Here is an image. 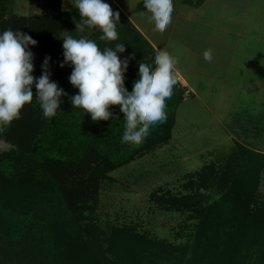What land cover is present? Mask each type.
<instances>
[{"label": "trees", "instance_id": "obj_1", "mask_svg": "<svg viewBox=\"0 0 264 264\" xmlns=\"http://www.w3.org/2000/svg\"><path fill=\"white\" fill-rule=\"evenodd\" d=\"M182 1L198 7L205 0ZM11 2L0 0V31L12 28L31 35L38 42L31 47L33 75H41L42 62L50 56L51 79L67 95L60 112L46 118L33 85L32 103L0 130V139L10 145L0 154V264H264V203L258 199L264 153L240 144L221 170L211 163L189 174L187 192L155 194L162 210L186 214L191 221L184 228L188 243L171 244L135 228L97 224L92 214L102 183L117 168L170 140L181 95L174 86L166 100V121L154 125L143 142L122 141L118 105L110 106L109 120L93 122L71 104L78 89L69 81L72 67H60L64 31L96 40L101 48L126 44L118 55L128 57V87L138 71L136 61L153 60L148 40L114 3L111 8L120 13L118 40L101 41L96 28H90L89 37L76 34L81 23L77 8L25 17L11 12ZM149 9L144 0L139 4L138 11Z\"/></svg>", "mask_w": 264, "mask_h": 264}, {"label": "rangeland", "instance_id": "obj_2", "mask_svg": "<svg viewBox=\"0 0 264 264\" xmlns=\"http://www.w3.org/2000/svg\"><path fill=\"white\" fill-rule=\"evenodd\" d=\"M142 1L105 0L114 2L154 50L165 48L175 58L181 99L170 140L113 171L92 216L102 228H135L181 245L189 242L184 228L191 221L162 210L155 194L187 192L189 174L211 163L221 170L238 144L264 153V0H205L198 7L174 0L166 30L154 26L150 9L138 11ZM10 7L25 17L76 8L75 0H12ZM75 32L89 37L91 29ZM207 49L213 50L210 62L203 59ZM9 148L0 139V154ZM258 199L264 203V170Z\"/></svg>", "mask_w": 264, "mask_h": 264}, {"label": "clouds", "instance_id": "obj_3", "mask_svg": "<svg viewBox=\"0 0 264 264\" xmlns=\"http://www.w3.org/2000/svg\"><path fill=\"white\" fill-rule=\"evenodd\" d=\"M150 8L154 26L166 30L172 23L174 0H144ZM81 19L77 28L88 26L102 34L101 41L118 40L117 22L119 11L114 12L105 0H75ZM37 41L28 33L8 28L0 31V130L18 119L22 109L33 101V85L36 100L46 118L57 115L67 93L51 79V57L46 56L41 65V75H33L34 53L31 47ZM124 43L115 47L101 48L96 40L67 35L62 39L64 60L60 67H72L69 81L78 89L70 98L74 109L80 108L90 114L93 122L109 120L113 113L110 106L118 105L123 111V128L120 139L143 142L154 125L167 119L166 100L173 95L177 84L176 60L165 48H156L153 60L141 57L136 61L137 74L128 87L124 73L128 57ZM134 55V52L132 53ZM203 59L211 61L213 50L203 52Z\"/></svg>", "mask_w": 264, "mask_h": 264}, {"label": "crops", "instance_id": "obj_4", "mask_svg": "<svg viewBox=\"0 0 264 264\" xmlns=\"http://www.w3.org/2000/svg\"><path fill=\"white\" fill-rule=\"evenodd\" d=\"M112 1V0H111ZM114 3V2H113ZM140 30V29H139ZM141 33H142V31H141Z\"/></svg>", "mask_w": 264, "mask_h": 264}]
</instances>
